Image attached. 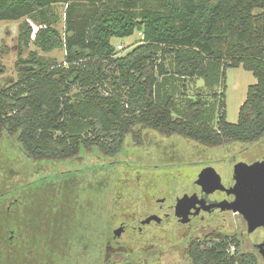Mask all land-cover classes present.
I'll use <instances>...</instances> for the list:
<instances>
[{
  "label": "trees",
  "instance_id": "obj_1",
  "mask_svg": "<svg viewBox=\"0 0 264 264\" xmlns=\"http://www.w3.org/2000/svg\"><path fill=\"white\" fill-rule=\"evenodd\" d=\"M84 1L0 0V22H33L39 29L32 43L39 51L65 52V67L34 51L23 58L33 29L27 22L19 25L18 77L0 87V136H17L27 158L66 161L92 149L115 157L135 128L206 148L264 137V0H86L90 6L80 4ZM58 4L66 6L62 33L55 28L59 18L53 7ZM135 33L140 37L135 46L119 55L111 40ZM238 67L251 72L256 83L247 89L238 122L230 124L224 84L226 70ZM4 72L0 63V75ZM220 77L215 127L203 118V101L188 103L182 113L168 95L175 80L201 79L208 88L218 86ZM55 175L28 184L27 191L46 190L43 181ZM17 235L13 247L3 246L7 231L0 232L1 252H13L6 253L9 261L22 258L27 248L22 232ZM238 247L235 237L215 235L190 241L187 254L192 264H258L255 254ZM27 253L34 263L33 252Z\"/></svg>",
  "mask_w": 264,
  "mask_h": 264
},
{
  "label": "rangeland",
  "instance_id": "obj_2",
  "mask_svg": "<svg viewBox=\"0 0 264 264\" xmlns=\"http://www.w3.org/2000/svg\"><path fill=\"white\" fill-rule=\"evenodd\" d=\"M80 4L89 3L85 0ZM53 10L59 18L55 28L62 33L66 6L58 4ZM23 22L33 29L31 44L23 58L34 51L63 65L64 49L46 54L33 45L38 25L26 19L0 22V63L5 68L4 74L0 75V87L18 77L15 69L16 38ZM139 39L135 33L124 39L114 38L111 43L122 45L123 50L118 52L124 55ZM170 62L167 59L168 72L171 71ZM180 81L175 82L172 89H167L176 110L182 112L188 103L201 100L205 108L204 120L215 127L219 96L223 92L221 77L218 86L208 88L202 81L199 85L195 82L183 85ZM213 82V77L208 79V84ZM255 83L252 73L242 67L226 70L223 102L228 123L238 122L239 108L245 101L247 89ZM76 92L77 88H73V94ZM176 116L177 113L174 118ZM135 130L137 133L127 136L121 152L115 157H106L92 149L81 151L76 158L66 161L29 159L22 152L17 136H0V194L25 188V192L19 195L24 200V209L10 218L22 232L21 239L27 247L17 262L6 259V253L12 255V250H0L1 264H192L187 254L190 241L210 240L215 235L235 237L241 253H253L258 264H264L248 240L243 217L236 211L218 212L213 218L184 224L167 220L162 226L146 227L139 237L133 234L131 240L124 238L138 221L157 213L160 199L167 201L166 208L184 194L196 198L197 189L193 182L205 166L212 167L213 180L208 185L212 188L218 184L222 198L227 195V199H231L235 183L245 177L250 165L264 157V137L254 143H229L206 148L150 129ZM97 166L107 167L101 172L88 171ZM53 174H56L55 178L50 181L57 192L53 196L55 201L49 205L46 190L27 191L26 186ZM70 181L79 183L72 186ZM29 199H32L31 203ZM121 223H127L128 228H122ZM30 251L34 254V263L28 257Z\"/></svg>",
  "mask_w": 264,
  "mask_h": 264
},
{
  "label": "flooded vegetation",
  "instance_id": "obj_3",
  "mask_svg": "<svg viewBox=\"0 0 264 264\" xmlns=\"http://www.w3.org/2000/svg\"><path fill=\"white\" fill-rule=\"evenodd\" d=\"M257 162H263V167H264V157ZM203 170H206V174H207L205 188L206 191L208 192L203 191L200 187L195 185V182L197 181L195 180L193 184L197 189L196 198H191L184 194L182 197L176 198L174 204H168L166 208L164 207V205H166L167 201L165 199H160L158 201L160 206L159 209L157 210V213L149 215L145 218V219H150L151 223L140 225V222L142 220L138 221V224H136V226L131 227L130 232L126 233L124 238L126 240H131L134 238V236L139 237L144 233L146 227L153 228V227H158L160 225L162 226L164 222L167 220L174 221L178 224H184L186 221H194L197 219L203 221L206 219L213 218L214 216L217 215L218 212L224 213L226 211H236L235 208L232 209L229 208V205L234 203L236 200L234 187H233V192L231 193L232 195H230L231 199H227L226 197L227 195L225 196L226 199L222 198V193L219 191L218 184H214L212 188L211 186L208 185V182H211L213 180L211 175L212 167L205 166L201 170V172ZM47 176L48 175H46L45 177ZM44 182H48V184L46 185ZM77 183L78 182L70 181L69 185L73 186ZM43 184L47 187L46 195L48 197L46 198L47 199L46 201L50 203L49 205H51L55 201L53 196L56 194L57 190H55L53 184H51L50 179L44 180ZM93 184L94 183H92V185ZM180 199H185L183 202L184 205L182 210L181 208L177 210L179 203L178 201ZM31 202L32 199L30 200L29 203ZM24 206H25L24 200L19 196V194H15L13 192L0 194V232L4 230L7 231V237L5 236V239H3L4 241L3 246L7 244V246L13 247L16 241L18 240L19 236L17 235V232L19 230L17 229V227H14L15 223L13 222V219L10 217H12V215H15L16 213H21V211L24 209ZM156 221H159V225L155 223ZM9 223L12 226H9L8 225ZM121 227L128 228V225L127 223H121ZM115 239L116 237H114L113 240Z\"/></svg>",
  "mask_w": 264,
  "mask_h": 264
},
{
  "label": "water",
  "instance_id": "obj_4",
  "mask_svg": "<svg viewBox=\"0 0 264 264\" xmlns=\"http://www.w3.org/2000/svg\"><path fill=\"white\" fill-rule=\"evenodd\" d=\"M206 170H203L197 178L195 185L206 191ZM236 200L229 205L241 215L247 225V235L255 251L264 262V167L263 162L254 163L249 167L245 178L234 186ZM185 199H180L178 209L183 208ZM151 223L150 219H144L140 225ZM159 225V221L155 222Z\"/></svg>",
  "mask_w": 264,
  "mask_h": 264
},
{
  "label": "crops",
  "instance_id": "obj_5",
  "mask_svg": "<svg viewBox=\"0 0 264 264\" xmlns=\"http://www.w3.org/2000/svg\"><path fill=\"white\" fill-rule=\"evenodd\" d=\"M183 80V79H182ZM184 81H186V82H183L184 84H186V83H193L194 84V82L195 83H197V85H199L198 83H199V81H202V83H203V80H201V79H192V80H189V79H184ZM175 82H178L177 80H175ZM183 113V112H182ZM181 113V114H182ZM175 115H173V117H174Z\"/></svg>",
  "mask_w": 264,
  "mask_h": 264
},
{
  "label": "built area",
  "instance_id": "obj_6",
  "mask_svg": "<svg viewBox=\"0 0 264 264\" xmlns=\"http://www.w3.org/2000/svg\"><path fill=\"white\" fill-rule=\"evenodd\" d=\"M116 49H117V51H122L123 50V46L122 45H118V46H116ZM234 251H235L234 247H231L230 250H229L230 253H233Z\"/></svg>",
  "mask_w": 264,
  "mask_h": 264
}]
</instances>
